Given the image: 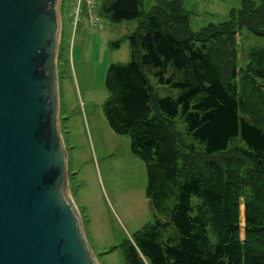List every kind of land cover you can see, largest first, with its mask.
Instances as JSON below:
<instances>
[{"label": "trees", "instance_id": "1", "mask_svg": "<svg viewBox=\"0 0 264 264\" xmlns=\"http://www.w3.org/2000/svg\"><path fill=\"white\" fill-rule=\"evenodd\" d=\"M156 1L148 13L144 0H101L99 7L112 22L141 19L126 37L129 62L107 69L103 114L144 162L154 212L168 215L132 235L126 264H264V124L241 115L257 81L264 86V49H253L238 69L235 48L242 28L264 37V0H242L228 19L196 32L181 0ZM150 77L174 95L154 94ZM177 118L199 150L185 147ZM235 140L236 155L214 158Z\"/></svg>", "mask_w": 264, "mask_h": 264}, {"label": "rangeland", "instance_id": "2", "mask_svg": "<svg viewBox=\"0 0 264 264\" xmlns=\"http://www.w3.org/2000/svg\"><path fill=\"white\" fill-rule=\"evenodd\" d=\"M156 2L144 0V13H148ZM241 2L181 0L189 16V28L193 32L209 22L219 23L228 19L231 10H238ZM101 3L99 0L98 8ZM70 12V1L60 0L56 72L59 128L67 151L69 192L97 263L126 264L124 245L133 243L132 235L156 220L162 223L168 221L166 212H154L146 197V166L131 153L129 137L115 133L103 114L107 98V69L112 64L129 62L130 49L126 37L138 30L141 19L112 22L99 9L97 27L84 21L74 27ZM114 43H118V46H114ZM235 48L236 66L240 69L248 61L253 49H264V37L242 28L236 34ZM150 81L154 94L174 95L175 91L158 86L151 77ZM256 85L245 99L241 115L264 124V86L260 81ZM173 127L187 149L191 147L199 150L197 143L185 132L180 118L173 121ZM240 147V141L235 140L228 153L214 158L222 162V158L236 155ZM243 192L246 189L242 190V195H245ZM244 202L245 196H241V234L244 227ZM173 235L174 227L167 226L165 236Z\"/></svg>", "mask_w": 264, "mask_h": 264}, {"label": "water", "instance_id": "3", "mask_svg": "<svg viewBox=\"0 0 264 264\" xmlns=\"http://www.w3.org/2000/svg\"><path fill=\"white\" fill-rule=\"evenodd\" d=\"M60 0H0V264H98L59 128Z\"/></svg>", "mask_w": 264, "mask_h": 264}, {"label": "built area", "instance_id": "4", "mask_svg": "<svg viewBox=\"0 0 264 264\" xmlns=\"http://www.w3.org/2000/svg\"><path fill=\"white\" fill-rule=\"evenodd\" d=\"M73 26L85 22L92 27H97L100 21L98 0H69Z\"/></svg>", "mask_w": 264, "mask_h": 264}]
</instances>
